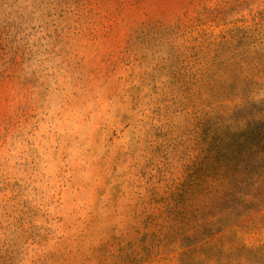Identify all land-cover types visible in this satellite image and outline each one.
I'll return each mask as SVG.
<instances>
[{
	"label": "rangeland",
	"instance_id": "1",
	"mask_svg": "<svg viewBox=\"0 0 264 264\" xmlns=\"http://www.w3.org/2000/svg\"><path fill=\"white\" fill-rule=\"evenodd\" d=\"M0 264H264V0H0Z\"/></svg>",
	"mask_w": 264,
	"mask_h": 264
}]
</instances>
